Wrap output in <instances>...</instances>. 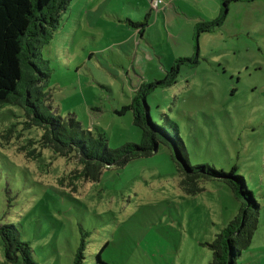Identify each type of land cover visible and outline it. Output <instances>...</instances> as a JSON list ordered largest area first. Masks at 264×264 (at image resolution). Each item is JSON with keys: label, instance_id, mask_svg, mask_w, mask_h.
<instances>
[{"label": "rangeland", "instance_id": "rangeland-1", "mask_svg": "<svg viewBox=\"0 0 264 264\" xmlns=\"http://www.w3.org/2000/svg\"><path fill=\"white\" fill-rule=\"evenodd\" d=\"M243 6L228 12L221 29L194 41L193 65H180L176 83L155 88L147 105L153 121L182 140L192 165L234 170L246 179L262 209L253 242L238 263L264 264V0ZM136 7L152 9L151 1L72 0L41 49L46 63L39 64L49 78L35 94L37 104L63 118L72 115L96 138L104 135L110 149L142 142L131 110L123 109L133 96L138 50L125 40L134 31L130 22L142 19ZM159 50L170 58L171 50ZM153 59L148 76L165 77L157 68L170 70L172 63ZM28 121L21 105H0V226L18 228L36 264H74L83 244V264L212 261L209 245L242 204L229 185L208 180L200 183V194L184 193L164 143L151 157L105 170L99 182L73 180L82 168L77 159L50 148L33 159L38 144L30 142H38L44 130ZM0 264H13L6 261L1 236Z\"/></svg>", "mask_w": 264, "mask_h": 264}, {"label": "trees", "instance_id": "trees-1", "mask_svg": "<svg viewBox=\"0 0 264 264\" xmlns=\"http://www.w3.org/2000/svg\"><path fill=\"white\" fill-rule=\"evenodd\" d=\"M71 1L0 0V105H21L29 118L27 125L44 130L38 142H30V145L38 144V148L31 151L30 155H34V160L38 159L44 149L50 148L56 156L78 160L77 164L82 168L72 174L73 180L99 182L105 170L123 168L135 159L151 157L162 143L170 145L172 160L180 174V186L184 193L200 194L204 190L200 183L217 180L229 185L242 200L236 218L209 245L213 254L209 264H239L243 252L250 248L259 225L260 204L254 192L249 191L246 179L234 170L227 173L206 164L192 165L185 154L182 140L171 136L165 127L156 124L147 111V95L158 86L175 84L178 67L185 63L193 65V58L178 60L165 80L143 85L131 105L123 108L133 112L134 125L142 132V142L139 144L127 143L118 149H110L104 135L96 138L91 131L84 130L72 115L63 118L52 111H43L37 104L35 94L49 78L46 68L44 70L39 64V61L46 63L41 49L60 28L63 13L69 9ZM254 1L223 0L224 12L211 22L199 23L195 39L201 34L221 29L231 3ZM0 236L8 263L14 264L22 259L23 264H36L30 244L21 239L16 226H0ZM84 249L83 244L74 264H83ZM99 261L103 263L100 255Z\"/></svg>", "mask_w": 264, "mask_h": 264}, {"label": "crops", "instance_id": "crops-1", "mask_svg": "<svg viewBox=\"0 0 264 264\" xmlns=\"http://www.w3.org/2000/svg\"><path fill=\"white\" fill-rule=\"evenodd\" d=\"M163 1L165 5H163L160 8V10L157 12H153L154 10L151 9V7H147L144 10H141L140 8L136 7L144 22L142 25H141L142 21H140L142 19L135 22L132 21L133 19H131L132 22H130V24L133 26L132 30L134 31H132V35L128 39H126L125 42L129 44L131 47H133V49L138 50L134 54L132 70H131L132 79H130V84H131L133 96L131 97L130 105L132 103L133 98L139 93L143 85L152 84L151 82L153 83L158 82L157 81L158 78H161L160 81L165 80L169 72L175 66L178 60L183 58L192 59L193 45H194V41H196L195 39L196 26L199 23L211 22L224 12L223 0H163ZM244 4L250 5L251 2L231 3L228 7L227 15L228 12L232 11V9L238 11L239 9L244 7L243 6ZM88 13L89 15L94 14V16L100 15L96 11L93 12L89 11ZM153 29H155L154 31H156V35L153 34ZM147 32L148 34H146ZM201 36L202 34L199 37ZM161 46L164 47L166 50H171V52L168 53L170 58L166 56L167 55L166 53L161 52L159 50ZM139 49H143L145 52L140 54ZM154 57L158 58L161 64H162V60H164V62L167 64L168 63L170 64V62L172 63L171 65L172 67L170 70H169L170 67L168 65L164 66L163 68L162 67L157 68L159 74L165 77L156 78V77L148 76L147 74L148 69L146 66H148L155 60V59L150 60ZM162 78L164 79L162 80ZM151 80H156V81H151ZM133 124H134V116H133ZM261 209L262 206L260 204V210ZM260 210H259V214H260ZM261 253L263 252H253L250 253V255L255 257L256 254H261Z\"/></svg>", "mask_w": 264, "mask_h": 264}, {"label": "built area", "instance_id": "built-area-1", "mask_svg": "<svg viewBox=\"0 0 264 264\" xmlns=\"http://www.w3.org/2000/svg\"><path fill=\"white\" fill-rule=\"evenodd\" d=\"M150 1H151L152 9H158L159 6L164 3L163 0H150Z\"/></svg>", "mask_w": 264, "mask_h": 264}, {"label": "water", "instance_id": "water-1", "mask_svg": "<svg viewBox=\"0 0 264 264\" xmlns=\"http://www.w3.org/2000/svg\"><path fill=\"white\" fill-rule=\"evenodd\" d=\"M147 111H148V115H150V110ZM155 152H158V147H156Z\"/></svg>", "mask_w": 264, "mask_h": 264}]
</instances>
